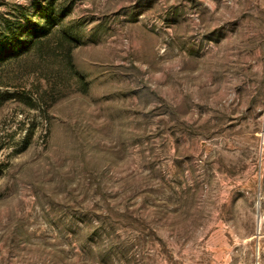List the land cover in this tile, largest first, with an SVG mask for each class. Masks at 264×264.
<instances>
[{"label": "rangeland", "instance_id": "rangeland-1", "mask_svg": "<svg viewBox=\"0 0 264 264\" xmlns=\"http://www.w3.org/2000/svg\"><path fill=\"white\" fill-rule=\"evenodd\" d=\"M34 1L82 79L0 65V264H264V0H0V27Z\"/></svg>", "mask_w": 264, "mask_h": 264}, {"label": "trees", "instance_id": "trees-1", "mask_svg": "<svg viewBox=\"0 0 264 264\" xmlns=\"http://www.w3.org/2000/svg\"><path fill=\"white\" fill-rule=\"evenodd\" d=\"M31 9V14L17 9L18 16L3 19L0 27V65L25 59L26 66H32L38 73L45 71V76L52 73L63 86L68 81L67 77L82 79L72 53L77 35L69 26L61 23L66 10L57 9L53 1L46 5L34 1ZM5 95L16 97L32 108L43 100V95L39 93L27 95L25 100H21L23 94L17 89L5 92Z\"/></svg>", "mask_w": 264, "mask_h": 264}]
</instances>
